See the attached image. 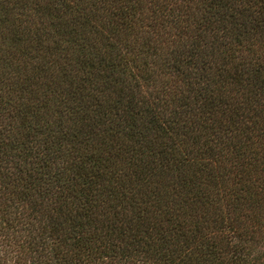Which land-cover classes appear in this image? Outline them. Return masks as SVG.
Masks as SVG:
<instances>
[{"label":"trees","instance_id":"trees-1","mask_svg":"<svg viewBox=\"0 0 264 264\" xmlns=\"http://www.w3.org/2000/svg\"><path fill=\"white\" fill-rule=\"evenodd\" d=\"M242 209L264 214V0H0L14 264H207Z\"/></svg>","mask_w":264,"mask_h":264},{"label":"rangeland","instance_id":"rangeland-1","mask_svg":"<svg viewBox=\"0 0 264 264\" xmlns=\"http://www.w3.org/2000/svg\"><path fill=\"white\" fill-rule=\"evenodd\" d=\"M243 209L238 210L239 213L237 214L242 223L241 226L237 227L240 232H234L229 227L224 226L220 229L221 231L213 232L220 256L218 259L210 260L207 264H264V214L257 218L253 213L254 211ZM225 218L230 222L234 219L229 216ZM233 230L237 229L234 228ZM15 255L12 252V247L0 243V256L3 258V262L14 264ZM27 261H24L25 264H30ZM124 264L155 263L141 256Z\"/></svg>","mask_w":264,"mask_h":264}]
</instances>
